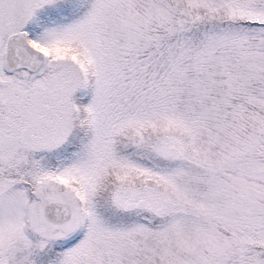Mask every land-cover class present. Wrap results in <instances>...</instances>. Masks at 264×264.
<instances>
[{"label":"snow or ice","instance_id":"obj_1","mask_svg":"<svg viewBox=\"0 0 264 264\" xmlns=\"http://www.w3.org/2000/svg\"><path fill=\"white\" fill-rule=\"evenodd\" d=\"M0 264H264V0H0Z\"/></svg>","mask_w":264,"mask_h":264}]
</instances>
